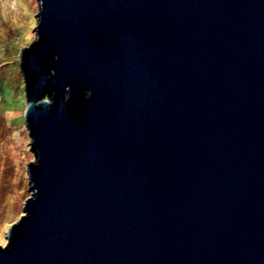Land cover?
<instances>
[{"label": "water", "instance_id": "obj_1", "mask_svg": "<svg viewBox=\"0 0 264 264\" xmlns=\"http://www.w3.org/2000/svg\"><path fill=\"white\" fill-rule=\"evenodd\" d=\"M35 33L0 264H264V0H39Z\"/></svg>", "mask_w": 264, "mask_h": 264}, {"label": "rangeland", "instance_id": "obj_2", "mask_svg": "<svg viewBox=\"0 0 264 264\" xmlns=\"http://www.w3.org/2000/svg\"><path fill=\"white\" fill-rule=\"evenodd\" d=\"M39 0H0V244L25 214L31 197L28 167L34 162L25 124L26 84L21 51L36 37ZM8 25H11V30ZM10 36L9 39L3 38Z\"/></svg>", "mask_w": 264, "mask_h": 264}, {"label": "trees", "instance_id": "obj_3", "mask_svg": "<svg viewBox=\"0 0 264 264\" xmlns=\"http://www.w3.org/2000/svg\"><path fill=\"white\" fill-rule=\"evenodd\" d=\"M8 26H9V28H10V30H11V27H10L11 25H8ZM9 37H10V36L5 37V32H4V36H3V38H5V40H7V39H9ZM24 110H25V109H24Z\"/></svg>", "mask_w": 264, "mask_h": 264}]
</instances>
